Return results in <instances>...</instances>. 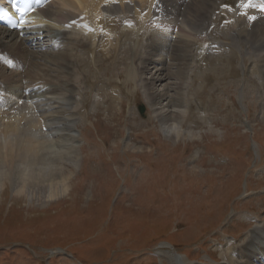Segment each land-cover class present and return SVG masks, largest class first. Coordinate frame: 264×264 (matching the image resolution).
I'll return each instance as SVG.
<instances>
[{
  "label": "rangeland",
  "instance_id": "obj_1",
  "mask_svg": "<svg viewBox=\"0 0 264 264\" xmlns=\"http://www.w3.org/2000/svg\"><path fill=\"white\" fill-rule=\"evenodd\" d=\"M33 25L30 30L37 27ZM69 38L86 42L85 50H72L75 58L88 59L86 51L98 46L79 35ZM41 42L51 46V37L43 34ZM127 48L129 63L137 50ZM193 49L190 64L199 51ZM225 58L216 62V70L224 69ZM134 60L131 64L140 63ZM254 62L231 65L232 75L202 83L198 76L210 69H198L197 82L190 83L191 68L181 89L173 78L146 88L150 74L137 73L131 82L122 68L107 61L99 71L92 66L80 71L75 62L72 69L77 71L67 79L38 72L45 81L34 73L23 77L26 67L3 70L0 64V113L38 120L68 111L76 119L67 126L54 124L52 132L44 127L42 135L35 129L38 140L55 143L62 157L56 166L66 170L69 194L49 201L44 191L19 193L15 182L0 180V264H215L223 250L231 253L230 247L241 248L252 239L255 245L262 242L264 69ZM85 73L98 75L96 85L82 84ZM126 77L129 84L122 85ZM53 78L72 83L70 101L21 103L5 94L50 87ZM149 89L180 99L182 107L158 115ZM112 91L117 93L110 95ZM117 95L121 103L110 107L105 99ZM165 115L177 119L165 123Z\"/></svg>",
  "mask_w": 264,
  "mask_h": 264
},
{
  "label": "bare ground",
  "instance_id": "obj_2",
  "mask_svg": "<svg viewBox=\"0 0 264 264\" xmlns=\"http://www.w3.org/2000/svg\"><path fill=\"white\" fill-rule=\"evenodd\" d=\"M261 5H264V0H51L28 19L35 23L33 25L37 26L35 29L27 28L24 31L10 32L0 28V64L3 70L8 68L22 70L26 67L21 72L23 77L32 78L34 73V77L41 81L43 77H40L38 72H44L45 76L61 74L67 79L77 71L72 69L75 62L78 70L81 71V67L87 69L91 66L101 67V63L107 61L115 67L122 68L121 71L131 78V82L136 79L137 73L150 74L149 79L145 80L146 88L156 82H165L173 78L177 80L174 83L176 88L181 89L191 68V77L188 78L192 80L190 83L195 82L196 71L206 67L210 70L200 73L199 83L210 77L221 79L226 74L232 75L231 65L234 64L244 67L247 62L253 64L255 61L257 68L264 69V12L260 8ZM121 24H131L132 28L120 29ZM43 34L51 37V46L41 42ZM74 35L98 43L96 48H87L88 59L81 55L75 58V54L71 53L76 49L81 52L86 46V42L69 38ZM145 40L150 43L146 44ZM69 44L72 47L70 51ZM131 45L136 47L134 49L137 50V54L134 58L140 59L139 64H131L135 61L134 58L126 63L131 58L126 52L127 47ZM65 46L67 49L62 48ZM195 46H197L195 50L199 49V51L197 57L191 59L193 63L190 64L189 60ZM42 49L48 51L43 53ZM140 52L143 56L138 54ZM221 56L226 57L224 59L226 66L224 69L216 70V62L223 61ZM153 57L156 58L152 59ZM92 60L95 61V65L92 64ZM204 61L207 63L204 64ZM261 73L264 78V70H261ZM11 74L7 75L10 77ZM94 75H96L94 78L87 77L85 73L82 84L96 85L98 75ZM51 80L55 86L45 87L43 84L37 89L31 88L29 91L27 88L28 90L19 93L12 90L4 91L5 94L10 95V98L20 100L21 103H32L42 99L70 101L73 90L69 85L72 83H65L61 79ZM128 80L126 77L121 84L125 85ZM108 83L115 85L116 89L119 87L115 82ZM149 90V99L155 108L154 112L158 115L163 116L162 114L169 113L172 109L178 110L182 107L180 99L167 98L164 92L158 94L152 89ZM120 91L122 90L118 92ZM27 92L30 93L27 95ZM114 93L117 92L112 91L110 95ZM129 95L130 90L127 93V96ZM105 100L110 107L114 103H121L118 95L115 98L107 97ZM44 115L38 117V120H25L29 117L23 115L11 118L7 114L0 113V180H12L13 184L15 182L19 193L44 191V194H47L45 199L50 201L69 194L68 176L65 174L66 170L56 166L62 157L59 156L58 150L54 149L55 143H51L48 138L44 141L38 140V134L36 135L35 132H40L42 135L41 131L45 129L44 127L46 130L51 128L49 131L52 132L57 128L55 125L67 126L66 123L76 119L75 114L68 111ZM176 117L166 116L163 117V121L174 122ZM65 154L68 156L67 151ZM257 235L254 234L255 239ZM253 241L254 239L238 249L230 247L231 253L221 251L223 252L220 256L221 262L215 264H264V248L257 246L253 249L255 243Z\"/></svg>",
  "mask_w": 264,
  "mask_h": 264
},
{
  "label": "water",
  "instance_id": "obj_3",
  "mask_svg": "<svg viewBox=\"0 0 264 264\" xmlns=\"http://www.w3.org/2000/svg\"><path fill=\"white\" fill-rule=\"evenodd\" d=\"M140 112H143V109L142 108L140 109Z\"/></svg>",
  "mask_w": 264,
  "mask_h": 264
}]
</instances>
